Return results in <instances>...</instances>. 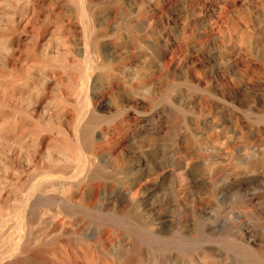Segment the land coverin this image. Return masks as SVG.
<instances>
[{
    "label": "bare ground",
    "instance_id": "1",
    "mask_svg": "<svg viewBox=\"0 0 264 264\" xmlns=\"http://www.w3.org/2000/svg\"><path fill=\"white\" fill-rule=\"evenodd\" d=\"M15 1L0 0V116L2 102L20 88L28 90L34 71L39 77L30 83V99L20 95L27 100L22 119L11 113L8 132L0 123V264H264V191H247L264 186V108L248 104L225 116L206 101L196 103L193 93L177 95L182 81L168 66L180 59L166 61L157 48L147 52L149 38L138 34L137 15L123 13L116 29L114 1L21 0L18 14L12 11ZM43 6L50 16L44 20ZM122 31L129 39H121ZM249 38L241 40L245 51L255 48ZM241 51L225 56L222 66L228 82L246 85L253 78L240 69ZM134 61L141 65L132 67ZM53 81L66 94L59 108L43 101ZM196 83L183 82L193 92L201 89ZM115 92L133 103L117 105L120 117L113 120L114 113L110 118L99 111ZM163 104L168 125L161 123ZM34 117L46 121L37 124ZM226 120L242 137L253 132L254 141L220 143ZM161 131L169 133L167 143H161ZM140 132L153 144L151 160L140 138L139 150L126 149V141L134 143ZM226 179L229 189L235 181L239 186L229 211L218 200L219 182ZM236 227L240 233L232 232Z\"/></svg>",
    "mask_w": 264,
    "mask_h": 264
},
{
    "label": "rangeland",
    "instance_id": "2",
    "mask_svg": "<svg viewBox=\"0 0 264 264\" xmlns=\"http://www.w3.org/2000/svg\"><path fill=\"white\" fill-rule=\"evenodd\" d=\"M16 1H18V2L20 1L19 2L20 4L16 3ZM16 1L14 4L16 6L18 4L19 5L17 6V10H16V6L13 5L14 9L12 11L15 12V14L17 12V14H18V12H20L21 6L23 7L24 0L22 1L23 4H22L21 0H16ZM110 1H114V3H115V4H113L114 10L111 13V16L113 18L112 21L114 22V24H116V29H118L119 25L121 24L120 22L124 19L123 13H125V14L131 13L133 15H137L136 16L137 19L138 20L140 19L138 22V26L140 27L139 29L141 30V31L138 30V34H144L145 36L147 35L146 37L149 38L148 39L149 47H148L147 52H149V50L151 52L153 49L157 48V50H163L165 52V59L164 60H166V61L169 60V58L172 56L176 57V59H180V62H181V63H179L180 66L175 65V64L173 65V67L168 66L170 71L174 69V74L176 73L174 75V77L176 78V80L182 81V83H180L181 81L179 82L181 85L179 84L175 88L177 91V95L180 94V96L184 97V96H188L189 94L193 93L197 96L194 98L196 103L198 102L199 104H204V105L206 103V105L212 106L214 108L217 107V110H221L225 116L227 115V112H228L227 110H229V112L231 110H235L237 112H240L241 110L245 109L246 106H248V104L249 105L252 104L254 107L256 106V109H258V110H262V108H264V100H263L264 99V11L262 10L261 5H260L262 2L264 3V0H236V1L235 0H139V1L133 0L134 2L132 0H120L121 4L119 3V0H110ZM48 2H49L48 0L44 1L45 4H47ZM117 2L120 4V6L124 7V5H125V7L128 11L125 10V7H124V9H123V7H122V9H119L117 7L118 6ZM139 6H141V7H139ZM161 6H162V8H161ZM231 7H233V8H231ZM236 7L238 9H234ZM44 8H45L44 6L41 7V9H40L41 12L39 13V18L42 20H44V18L48 16L46 14H48V11H49V10L47 11L48 8H45V9ZM158 8L160 10H158ZM11 9H10V11L9 10L8 11L11 12ZM21 9H22L21 11H23V8H21ZM42 9H43V11H42ZM123 10L126 12H124ZM241 12L243 14H245L246 18H244L245 16ZM145 13H147V14L145 15ZM156 13L158 14V16ZM222 13L224 14L223 16L221 15ZM121 14H122V16H121ZM225 14H227V16ZM138 15L139 16L143 15L141 17L142 19ZM149 15H150V17H149ZM48 17H50V16H48ZM121 17H123V18H121ZM158 17H159V19H158ZM217 17H219V18L217 19ZM221 18L223 20H226L223 23L224 25L222 24L223 20ZM143 20H144V22H143ZM151 20L154 22H152ZM155 20H156V22H155ZM146 21L148 22V24L150 23L152 26L150 24H149L150 25L149 26ZM215 22L220 27L218 26L217 27L218 29H216V27H215L214 31H210L212 28V25H214ZM219 22H220V24H219ZM155 25L157 26L158 30H156ZM219 28H221V30H219ZM222 30L223 31L228 30L229 33H228V31L227 32L224 31L225 32L224 33ZM111 32L112 31H109L110 34H114V31L112 33ZM124 32L125 31H122L120 33V35H122V37H123V38H121V39H123V41L126 39H129V38H127V34H125ZM160 32L162 35L160 34ZM217 34L220 35L219 38L221 40H219V38H216V37H218ZM225 34L229 35L230 38H229V36L227 37V35L224 36ZM129 35H130V37L134 38L133 36H131V34H129ZM188 36H189V38H188ZM210 37H212V38H210ZM249 37H251V38H249ZM152 38L156 39L155 40L156 43H154V44L152 43V40H153ZM241 38H243V39H241ZM248 38L250 39L251 42L253 41L252 43L255 45V48L252 49L253 51L252 50L245 51L246 47L244 44H246V41L244 43H243V41H241V40H245V39L247 40ZM21 39L24 42H27L26 39H28V36L22 35ZM226 39H228V43L226 42L227 41ZM222 42H223V44H222ZM215 43H216V45L218 44L219 49L217 48ZM240 43H241V45H240ZM157 45H159V46H157ZM235 45H236V48H234ZM215 46H216V48H215ZM239 47L242 50L241 51L242 61H240V64H239L240 69L244 70L245 73L247 72L246 74L253 78V81L247 83L246 85H239V84L228 82L227 78H228L229 74L225 73V72H227V68L224 65L222 66V64H223L222 61L225 60V56L232 55V53L235 54L236 52H238ZM243 47H245V48H243ZM227 50H228V52H227ZM248 52H249V55H246V53H248ZM57 62H59V61L54 60L53 63L58 64ZM137 62H138V66L141 65V63H139V61H134L131 64V66L137 67ZM164 63H166V62H164ZM22 72L25 73V70L22 69ZM36 72L34 71V73H33L35 76V78L32 77L34 79L33 82L30 81L29 86L26 87V88H28V90H26L24 87V89L20 88V90H17L18 92L16 91L15 92L16 94L13 93L12 94L13 97L11 94H10L11 96L7 95V97H5L7 100H9L8 98H10V97L13 98V99L10 98V101H8V103H6L7 101H5L6 99L4 98L5 103L2 102L3 111H4L3 115L6 116L7 119L1 115L2 118H4L2 120L1 116H0V119L2 120V121H0V123H1V125H3L2 127L4 128L3 129L4 132L6 130L9 131L11 129V127H10L12 124L11 121H13V119L11 118L12 117L11 113H13V115L18 116L19 119H22V118H20L21 114L22 115L25 114V113H22L27 108V103H25V101H27L28 99L31 98V96H32L31 91H33V89H31V87H33V86L30 87V85L34 84V81L39 77V72H37V73ZM23 73H22V75H25ZM32 78H31V80H32ZM167 79H168L167 76H164L163 79H161V87L162 88H165L164 85L166 86ZM184 80L192 82L193 84H195L197 82L196 84H198L199 85L198 87H200L201 89H197V91H195L196 93L193 92L194 90H188L187 86L186 85L184 86V84H183ZM53 82H49L47 84L48 89H46L45 98H44L45 100L43 99V101H44V104H45V102L47 104L52 103L55 107L58 106V108H59V107H62L61 104H63V101L61 100L60 97H63L66 94L64 92L65 91L64 87L62 86L61 83H59L61 85V87H60V85L57 84V82H54L55 85ZM30 83H32V84H30ZM206 83H207V85L209 84L208 87H206L207 86ZM49 85H51V86H49ZM210 86H211V88H209ZM204 87H206V88H204ZM221 87H222V89H221ZM21 90H22V92H21ZM23 90H25V91H23ZM59 90H61V93ZM200 90H203V93ZM62 91L64 94L62 93ZM189 91H191V92H189ZM115 94L117 97V101H116ZM15 95L17 97H15ZM20 95L21 96L25 95L27 97V100L22 101L24 98L26 99V97L24 96V98H22L23 96L21 97ZM113 95L114 96L111 97V99L105 103V106L99 111V113L102 115L104 114L110 118L112 116L111 114L114 113L113 114V117H114L113 120H114V119H117L118 117H120V115L117 112L118 111L117 105L119 107V104H120L121 108L122 107L126 108L127 106H129L133 102L131 101V98L130 99L128 98V100H127V98H125V97H122L123 100L122 99L120 100L119 99L120 97L118 96V93H116V92ZM198 96H200L201 99ZM19 97H20V99H19ZM57 99L60 100L59 104H58ZM17 100H19V101H17ZM53 100H54V102H52ZM70 100H71V102H70ZM76 100H77V98L75 97L74 94L70 95L69 103L72 104V105H70V107H73V105H74L73 109L77 105ZM56 102H57V104H56ZM145 103H144V105H147V103L146 104ZM21 105L23 107H21ZM9 106H11L12 108ZM24 107H25V109H24ZM159 107L160 108L164 107L163 114H162L163 117L161 116V120H163V121H161V123H166V125L170 124V119L167 116L168 115L167 108L165 107L164 104L162 106L160 105ZM13 109H14V111H13ZM17 109H18V111H15ZM19 109H21V111ZM6 112H10V115ZM53 112H55V111H53ZM5 114H7V115H5ZM18 114H20V115H18ZM42 117H40V118L34 117L33 122L35 121L38 124L37 120H39V119L40 120L42 119L41 121H46L45 117L44 118H42ZM121 117H122V114H121ZM8 118H11L10 122L6 121V120H9ZM7 122H9V123H7ZM110 122H112V120ZM110 122H108V123H110ZM224 125H225V127H228L227 128L228 130L225 129V130H227V134L225 133L226 136L224 135L223 137L220 138V141H219L220 143L223 142L224 145L229 146L230 143L233 141H234V143H236V141H237L239 145L242 144L241 142L245 141L244 143L246 145H248L247 143H249V142L252 143L254 141L255 136H254L253 132L246 131L247 134L244 133V135H246V137L245 136L242 137V135L236 134L237 132L233 131L232 124L229 121L226 120L224 122ZM244 130H246L245 127H244ZM8 131H6V132H8ZM175 132H177V130ZM140 135H143L144 139H142V136H140ZM159 135H163L165 137V139H164L163 136H160L163 138V139L161 138V143H165L166 141L168 142V138H170L169 133L167 135V133L165 134V131H161L159 133ZM159 135H158V137H159ZM262 135L264 138V134H262ZM146 137H147L146 134L140 132L139 136L135 139L136 141L134 140L135 141L134 143H130V142L126 141V143H127L126 149H128L130 151L139 150V143L137 144V139H138V141L141 140L140 143L143 147L142 150L146 149V153H147L146 156L148 159L151 160V158H152L151 148H152L153 144L150 143L149 141H146ZM139 138H140V140H139ZM171 138H172V135H171ZM147 144H148V146H147ZM135 148L137 150H135ZM148 149H149V151H148ZM233 178H234V176H232L229 179H233ZM229 179L222 180L219 182L221 188H223V189H222L220 195L218 196L219 197L218 200L220 202V205L223 208H224V206L226 207L227 210H225V211L231 210V207H232L231 205H234L233 203L235 200H232V199H234L233 196L237 195V196H235V199H237V197H238V192H236L239 189V186L237 185L238 182L235 181L236 186L229 189V187H230L229 185H231V183H232V182H230ZM252 186L253 187H248V189H247V191L249 190L248 193H253L255 191H256V193H259L260 191H264V189H263L264 186L263 187H260L259 185H256V186L252 185ZM230 203H231V205H230ZM255 203H256V200L251 203V206L255 205V207H256ZM232 211H237V210L233 209ZM235 213H238V212H235ZM237 219H235V221L237 220V223L239 224V220H242V218H237ZM236 226L238 227L237 224H236ZM241 226L243 228L244 225H241ZM237 227L232 229V232L240 233L238 231L239 229ZM232 237L233 236H230L229 238L231 239ZM233 258H234V256L232 254L228 255V260H229L228 262L234 263L235 259H233ZM230 259L232 260V262Z\"/></svg>",
    "mask_w": 264,
    "mask_h": 264
}]
</instances>
